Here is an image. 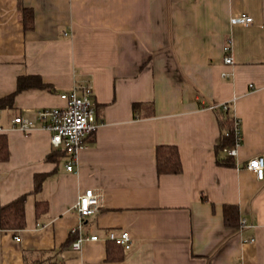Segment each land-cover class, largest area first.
<instances>
[{"label":"crops","instance_id":"obj_1","mask_svg":"<svg viewBox=\"0 0 264 264\" xmlns=\"http://www.w3.org/2000/svg\"><path fill=\"white\" fill-rule=\"evenodd\" d=\"M239 13L252 22L233 26ZM28 76L48 88L18 90ZM83 85L98 127L67 171L48 131L13 119L62 107ZM0 100V207L25 196L24 227L0 229V264H264V175L246 168L264 157V0H0ZM222 103L239 120L233 157L216 152L209 106ZM159 146L177 149L180 173L157 172ZM87 188L99 208L80 220ZM108 230L128 232L131 248L102 240Z\"/></svg>","mask_w":264,"mask_h":264},{"label":"built area","instance_id":"obj_2","mask_svg":"<svg viewBox=\"0 0 264 264\" xmlns=\"http://www.w3.org/2000/svg\"><path fill=\"white\" fill-rule=\"evenodd\" d=\"M252 18L245 13H239L231 18V24L248 25ZM225 64H232L230 42L223 48ZM222 77H229L228 73H222ZM64 101V106L58 108H47L37 112L33 118L17 116L13 119L14 125L23 133H29L38 128L50 133V143L54 149H60L65 153L67 162L65 169L72 171L73 165L77 162L80 150L85 147L86 138L93 133L98 123L95 118V105L93 102V90L90 85L73 87L69 91L60 95ZM209 109H221L228 111V104H215L209 106ZM233 137L234 145L225 149L226 155L233 157L236 155V148L240 143L241 135L239 129V120L233 117ZM246 168L254 172L258 179L264 175V157L255 156L247 161ZM99 208V195L93 189L87 188L78 196L74 210L80 220L94 214ZM77 230L73 229L72 233ZM97 241L99 236L92 234L90 236L78 235L71 244L75 250H80L83 242ZM102 240L110 242L116 246L129 250L131 248V238L126 231L108 230Z\"/></svg>","mask_w":264,"mask_h":264},{"label":"trees","instance_id":"obj_3","mask_svg":"<svg viewBox=\"0 0 264 264\" xmlns=\"http://www.w3.org/2000/svg\"><path fill=\"white\" fill-rule=\"evenodd\" d=\"M24 14L25 28H29L32 25V11L26 9L24 10ZM17 82L18 90L26 87L27 82L30 86L48 88V86L46 84H43L40 78L37 76L19 77ZM8 99H11V96L6 98L5 100ZM215 111L218 114V121L221 129V137L219 143L216 145V152L219 153L224 152L225 149L231 148L234 145L233 116H231L228 111L223 112L221 109H215ZM61 154L64 155V152H61ZM7 157V143L5 138L3 136H0V163L5 161ZM224 163L230 164V162L228 163L227 158ZM156 168L159 174H178L181 172L179 155L177 149L174 146L157 147ZM45 177V174H38L35 176V192L40 189L41 183ZM24 198L25 196H21L16 200L10 202L9 204L0 207V229H21L24 227ZM237 212L238 209L234 205H225L223 207V217L226 225H235L237 221Z\"/></svg>","mask_w":264,"mask_h":264}]
</instances>
